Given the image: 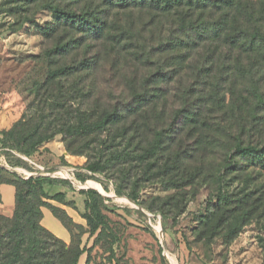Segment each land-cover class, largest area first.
Returning a JSON list of instances; mask_svg holds the SVG:
<instances>
[{
  "label": "trees",
  "instance_id": "trees-1",
  "mask_svg": "<svg viewBox=\"0 0 264 264\" xmlns=\"http://www.w3.org/2000/svg\"><path fill=\"white\" fill-rule=\"evenodd\" d=\"M60 1L45 0L43 4L54 19L46 22L42 32L57 37L45 52L49 62L45 81L34 91L28 111L8 129L0 130V147L33 157L45 143L66 133L65 152L84 156V167L113 180L118 192L150 212L158 210L163 218L172 214L173 205L181 213L183 210L175 204L174 194L193 186L199 173L195 168H188L187 152L181 148L180 141L174 144L176 126L171 121L172 113L165 110L169 94L166 86L183 72L190 74L189 79L198 86L196 75L189 71L202 73L204 70L202 79H206L215 67L218 73L231 70L229 60L232 67L242 66L243 57L247 63L256 61V66L264 65V0L259 8L249 0ZM65 1L71 4L62 5ZM133 11L145 12L154 18L169 17L175 25L176 36L174 39L173 35L163 37L154 51L135 45L134 32L110 20L119 12ZM62 36L68 40L63 41ZM93 42H101L113 57L124 52L145 68L139 79L127 78L128 90L122 99L105 107L90 102V90L96 81L94 62L85 57L73 63L65 58L60 62H57L59 57L57 61L53 58L57 54L64 57L77 46L88 47ZM199 47L202 50L193 65L190 58ZM191 87L180 92L182 102L192 98ZM201 88L196 87L198 98H201ZM215 90L211 87L210 96L215 95L217 99ZM256 100L261 102L262 94ZM187 120L195 121L188 116ZM231 146L234 157L246 160L250 166H264V143L244 145L236 138ZM222 167L238 169L240 165L237 161ZM5 173L0 167V186L14 187V206L11 215L0 213V264H78L80 256L87 252L81 246V236L97 233L94 238L97 242L108 225L109 217L102 212V195L93 189L79 190L85 197L86 211L82 217L87 227L84 228L55 204L72 203L66 200L64 192L45 191V184L69 186L66 180L42 176L23 179L15 174L7 178ZM215 183L217 202L205 214L198 215L196 220L201 229H196V236L211 240L222 232L228 243L249 219L264 217V198L254 196L248 183L237 194L229 193L224 188L222 174L216 177ZM154 184L167 192L156 198V207L139 198L141 190ZM43 208L67 230L68 242L42 224ZM88 263L87 252L84 264Z\"/></svg>",
  "mask_w": 264,
  "mask_h": 264
},
{
  "label": "rangeland",
  "instance_id": "rangeland-1",
  "mask_svg": "<svg viewBox=\"0 0 264 264\" xmlns=\"http://www.w3.org/2000/svg\"><path fill=\"white\" fill-rule=\"evenodd\" d=\"M44 1L0 0V130L8 129L28 111L34 91L45 81L49 65L45 52L57 37L42 32L46 22L54 19L44 7ZM249 1L259 8L263 0ZM110 20L129 27L134 32V44H141L148 51H154L163 37L173 35L174 39L176 36L175 25L169 17L154 18L145 12L133 11L119 12ZM62 40L68 38L62 36ZM100 43L93 42L88 47L79 45L64 57L57 54L53 58L57 61L59 57L57 62L65 58L68 63H73L85 57L94 62L97 65L94 69L96 81L90 90V102L105 107L122 99L128 90L127 78L139 79L145 68L124 52L115 57L109 55V50ZM201 50L199 47L198 52L191 55L193 65ZM241 60L243 64L239 67H232L229 60L231 70L227 72L218 73L215 67L206 79H202L204 70L202 73L189 71L196 75L198 86L189 79L187 72L173 77L166 86L169 94L165 110L172 113L174 119L171 121L176 126L174 144L180 141L181 148L187 152L188 168H195L199 173L193 186L174 194L175 204L183 210L181 213L173 205L172 214L163 218L158 210L150 212L118 192L113 180L84 167V156L65 152L66 133L45 143L33 157L0 147V167L6 171L7 178L15 174L23 179L42 176L66 180L69 186L45 184V191L50 194L64 192L66 200L72 203L55 204L63 207L84 228L87 227L82 217L86 211L85 197L79 190L93 189L102 195V212L109 217L106 230L97 242H94L97 233H85L80 238L81 246L89 254L88 264H173L172 260L177 264H264V217L249 219L228 243L222 232L211 240L196 236V229H201L196 220L198 215L205 214L217 202L214 197L217 176L222 174L226 182L224 188L231 194H237L248 183L254 196L264 198L263 164L248 165L246 160L234 157L231 146L236 138L244 145L264 143V65L256 66V61H251V65L244 57ZM189 87L192 98L184 103L180 92ZM196 87L201 88V98H198ZM211 87L216 88L217 99L215 95L210 96ZM258 94L263 96L261 102L256 100ZM187 116L195 121H188ZM237 161L238 169L222 167L232 166ZM78 175L85 179L80 180ZM13 191L12 185L2 187L0 213L4 215L12 213ZM166 193L160 185L154 184L141 190L139 198L156 207V198ZM45 216L43 223L51 232L60 238H68L66 229L49 210H45ZM173 216L174 221L171 220ZM87 252L80 256L78 264H84Z\"/></svg>",
  "mask_w": 264,
  "mask_h": 264
},
{
  "label": "crops",
  "instance_id": "crops-1",
  "mask_svg": "<svg viewBox=\"0 0 264 264\" xmlns=\"http://www.w3.org/2000/svg\"><path fill=\"white\" fill-rule=\"evenodd\" d=\"M4 186V184H2L1 186H0V193L2 192V187ZM13 187V186H12ZM13 190H14V187H13ZM2 194V193H1ZM12 202H13V204H12V211H13V206H14V191H13V200H12ZM1 206H2V204H0ZM45 210H48V209H46V208H43L42 209V212H43V218H42V224L44 225V223H43V221H44V219H45ZM12 214V213H11ZM7 216H9V215H7ZM47 221L49 222V224H51V225H53L52 224V222H51V220H49L48 219V217H47ZM45 227H46V225H44ZM55 226V225H54ZM47 228V227H46ZM50 230V229H49ZM51 231V230H50ZM67 231V230H66ZM69 234V233H68ZM57 236V235H56ZM61 239H63L64 241H66V242H68L69 241V236H68V238L67 237H64V238H61Z\"/></svg>",
  "mask_w": 264,
  "mask_h": 264
},
{
  "label": "bare ground",
  "instance_id": "bare-ground-1",
  "mask_svg": "<svg viewBox=\"0 0 264 264\" xmlns=\"http://www.w3.org/2000/svg\"><path fill=\"white\" fill-rule=\"evenodd\" d=\"M127 201V200H126ZM159 229V226L157 227ZM172 260V259H171ZM173 264H177L175 260H172Z\"/></svg>",
  "mask_w": 264,
  "mask_h": 264
}]
</instances>
